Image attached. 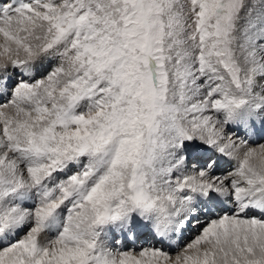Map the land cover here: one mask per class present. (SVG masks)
<instances>
[{
	"label": "snow or ice",
	"instance_id": "1",
	"mask_svg": "<svg viewBox=\"0 0 264 264\" xmlns=\"http://www.w3.org/2000/svg\"><path fill=\"white\" fill-rule=\"evenodd\" d=\"M0 264H264V0H0Z\"/></svg>",
	"mask_w": 264,
	"mask_h": 264
}]
</instances>
